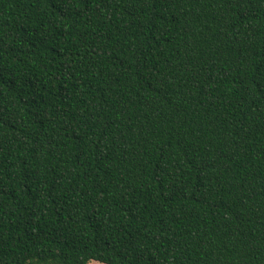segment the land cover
I'll use <instances>...</instances> for the list:
<instances>
[{
    "label": "trees",
    "instance_id": "obj_1",
    "mask_svg": "<svg viewBox=\"0 0 264 264\" xmlns=\"http://www.w3.org/2000/svg\"><path fill=\"white\" fill-rule=\"evenodd\" d=\"M264 264V0H0V264Z\"/></svg>",
    "mask_w": 264,
    "mask_h": 264
},
{
    "label": "rangeland",
    "instance_id": "obj_2",
    "mask_svg": "<svg viewBox=\"0 0 264 264\" xmlns=\"http://www.w3.org/2000/svg\"><path fill=\"white\" fill-rule=\"evenodd\" d=\"M90 264H100V263H97V262H91Z\"/></svg>",
    "mask_w": 264,
    "mask_h": 264
},
{
    "label": "crops",
    "instance_id": "obj_3",
    "mask_svg": "<svg viewBox=\"0 0 264 264\" xmlns=\"http://www.w3.org/2000/svg\"><path fill=\"white\" fill-rule=\"evenodd\" d=\"M92 262H94V261H92ZM90 263H91V262H90ZM90 263H89V264H90Z\"/></svg>",
    "mask_w": 264,
    "mask_h": 264
}]
</instances>
